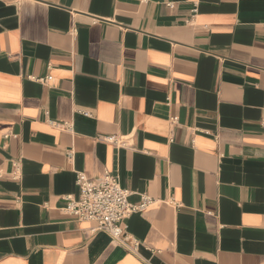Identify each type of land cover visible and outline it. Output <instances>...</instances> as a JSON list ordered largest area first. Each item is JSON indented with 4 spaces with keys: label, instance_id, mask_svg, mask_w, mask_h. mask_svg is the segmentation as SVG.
<instances>
[{
    "label": "crops",
    "instance_id": "0c3cea01",
    "mask_svg": "<svg viewBox=\"0 0 264 264\" xmlns=\"http://www.w3.org/2000/svg\"><path fill=\"white\" fill-rule=\"evenodd\" d=\"M0 264H264V0H0Z\"/></svg>",
    "mask_w": 264,
    "mask_h": 264
},
{
    "label": "built area",
    "instance_id": "2783aa9c",
    "mask_svg": "<svg viewBox=\"0 0 264 264\" xmlns=\"http://www.w3.org/2000/svg\"><path fill=\"white\" fill-rule=\"evenodd\" d=\"M171 119L175 121V117ZM108 139L122 145L114 135ZM75 182L78 193L76 196L64 197L66 204L63 211L77 220L88 222L91 234L105 232L122 244L135 245L128 239L122 223L132 214L145 209L151 198L142 196L138 203L130 202V191L122 187L117 176L109 171L95 179L77 172Z\"/></svg>",
    "mask_w": 264,
    "mask_h": 264
}]
</instances>
